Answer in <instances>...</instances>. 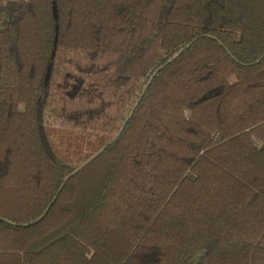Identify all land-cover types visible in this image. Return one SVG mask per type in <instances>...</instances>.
Returning <instances> with one entry per match:
<instances>
[{
    "label": "trees",
    "instance_id": "obj_1",
    "mask_svg": "<svg viewBox=\"0 0 264 264\" xmlns=\"http://www.w3.org/2000/svg\"><path fill=\"white\" fill-rule=\"evenodd\" d=\"M194 257L264 264V0H0V264Z\"/></svg>",
    "mask_w": 264,
    "mask_h": 264
},
{
    "label": "rangeland",
    "instance_id": "obj_2",
    "mask_svg": "<svg viewBox=\"0 0 264 264\" xmlns=\"http://www.w3.org/2000/svg\"><path fill=\"white\" fill-rule=\"evenodd\" d=\"M47 130L58 153L74 164H82L110 138L108 133L58 125L53 121L47 123ZM195 261L196 257L190 263Z\"/></svg>",
    "mask_w": 264,
    "mask_h": 264
}]
</instances>
